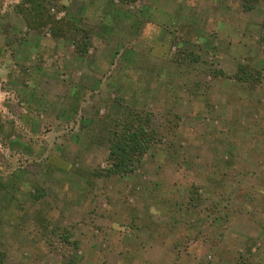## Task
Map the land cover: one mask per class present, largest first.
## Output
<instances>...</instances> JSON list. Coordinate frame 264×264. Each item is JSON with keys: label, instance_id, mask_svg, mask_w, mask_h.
<instances>
[{"label": "rangeland", "instance_id": "rangeland-1", "mask_svg": "<svg viewBox=\"0 0 264 264\" xmlns=\"http://www.w3.org/2000/svg\"><path fill=\"white\" fill-rule=\"evenodd\" d=\"M19 1L0 0V264H264V0H48L83 55ZM128 111L155 139L107 173Z\"/></svg>", "mask_w": 264, "mask_h": 264}, {"label": "trees", "instance_id": "trees-1", "mask_svg": "<svg viewBox=\"0 0 264 264\" xmlns=\"http://www.w3.org/2000/svg\"><path fill=\"white\" fill-rule=\"evenodd\" d=\"M16 9L28 29L43 30L52 38L65 37L71 34V30L75 31L73 36L75 52L80 55L87 53L89 48L87 35L64 18L57 17L50 10L48 0H20ZM261 28L260 43L264 54V18ZM243 68V66L238 67L243 78L251 76V73ZM154 139L155 132L151 126L149 113L128 111L111 130L106 172L114 174L133 172L134 165L141 160Z\"/></svg>", "mask_w": 264, "mask_h": 264}]
</instances>
